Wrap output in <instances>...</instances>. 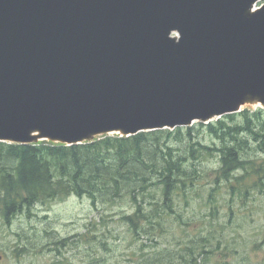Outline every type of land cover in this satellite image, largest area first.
<instances>
[{"label":"water","instance_id":"obj_1","mask_svg":"<svg viewBox=\"0 0 264 264\" xmlns=\"http://www.w3.org/2000/svg\"><path fill=\"white\" fill-rule=\"evenodd\" d=\"M262 0H0V142L66 146L264 109Z\"/></svg>","mask_w":264,"mask_h":264},{"label":"trees","instance_id":"obj_2","mask_svg":"<svg viewBox=\"0 0 264 264\" xmlns=\"http://www.w3.org/2000/svg\"><path fill=\"white\" fill-rule=\"evenodd\" d=\"M198 127L206 128L222 148L204 145L196 136ZM251 144L264 154L261 108L245 109L208 125L132 137L108 135L82 145L0 142V222L10 227L19 216L33 217L39 206L75 196L88 198L96 210L130 203L134 214L123 219L138 235L146 224L177 214V200L188 202L195 195L201 199V189L208 186L214 213L217 195L226 192L233 200L263 191L264 158L261 162L250 158ZM215 152L221 165L209 173L201 159ZM205 179L211 181L204 183Z\"/></svg>","mask_w":264,"mask_h":264},{"label":"rangeland","instance_id":"obj_3","mask_svg":"<svg viewBox=\"0 0 264 264\" xmlns=\"http://www.w3.org/2000/svg\"><path fill=\"white\" fill-rule=\"evenodd\" d=\"M199 128L204 145L222 148ZM248 150L251 159L264 158L255 145ZM220 157L204 156L203 168L213 173ZM209 192L210 186L201 189V199L177 200V214L146 224L138 235L123 219L134 214L128 202L96 210L88 198L73 196L39 206L10 227L0 222V264H264V189L233 200L226 192L217 195L214 213Z\"/></svg>","mask_w":264,"mask_h":264}]
</instances>
